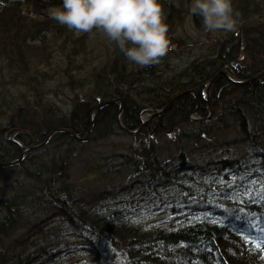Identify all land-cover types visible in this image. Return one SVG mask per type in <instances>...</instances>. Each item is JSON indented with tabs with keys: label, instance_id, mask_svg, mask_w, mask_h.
Returning a JSON list of instances; mask_svg holds the SVG:
<instances>
[{
	"label": "trees",
	"instance_id": "16d2710c",
	"mask_svg": "<svg viewBox=\"0 0 264 264\" xmlns=\"http://www.w3.org/2000/svg\"><path fill=\"white\" fill-rule=\"evenodd\" d=\"M179 2L163 0L169 28L189 13L210 41L182 66L171 47L158 64L131 66L102 29L75 34L53 19L62 0L0 2V161L56 126L84 135L94 105L116 98L86 139L54 130L0 166V264H264V73H219L210 107L204 93L221 68L238 79L264 69V0H233L238 27L222 36ZM57 46L68 51L40 68ZM42 91L65 93L64 106ZM182 91L139 131L117 126V98L132 129ZM109 135L123 138L98 150Z\"/></svg>",
	"mask_w": 264,
	"mask_h": 264
},
{
	"label": "clouds",
	"instance_id": "9594fccd",
	"mask_svg": "<svg viewBox=\"0 0 264 264\" xmlns=\"http://www.w3.org/2000/svg\"><path fill=\"white\" fill-rule=\"evenodd\" d=\"M190 12L202 17L206 32L238 27L233 0H191ZM48 13L77 33L102 29L140 66L158 64L170 47L163 0H62Z\"/></svg>",
	"mask_w": 264,
	"mask_h": 264
},
{
	"label": "rangeland",
	"instance_id": "374dc122",
	"mask_svg": "<svg viewBox=\"0 0 264 264\" xmlns=\"http://www.w3.org/2000/svg\"><path fill=\"white\" fill-rule=\"evenodd\" d=\"M175 2L179 0H174ZM191 2V0H180V4L179 6H182V8L187 7L188 3ZM189 13L184 14V19H182L183 21L179 24H177L175 27H170L169 28V35H174L176 38H180V43L174 44V42L172 44H170V47L174 49V52H169L171 55L168 57L170 58V60H176L179 62V64L182 66L184 65L187 61H189L190 58H192L195 54H202V53H206L208 52V50H210L209 47V43L210 41L208 40L207 36L194 25L193 20L189 17ZM173 28V29H172ZM230 31H224V30H217L215 32H211V34L214 35H219L222 36L224 34H227ZM75 34H79L75 31ZM96 37H93V39ZM49 43L52 45H55V43L58 42V39H56V37L50 35L49 37ZM99 42V40L101 41L100 43V47L105 46V43L103 44V38L97 39ZM59 45V43L57 44ZM57 49H55V53L56 54H52L51 57H49L48 59L42 61V65H40V68L42 69H48L50 67H52L55 63L56 59H59V57H61L63 54L66 53V51L68 50H64V47H56ZM52 58V59H51ZM126 60L129 62V64L131 66L137 65L134 62L129 61L128 58H126ZM94 63V61H93ZM92 64H88L86 66V68H90L89 70H92V68H94L93 66H91ZM236 65H243V63L239 60H237V64ZM130 66V67H131ZM227 71V70H226ZM87 86H84V88L81 89H86ZM78 89L77 91L79 92ZM29 98V97H28ZM40 98L42 99V101H47L48 103H53V105H58V106H64V98H66V94L61 92V91H57L56 94H50V92H46V94H44V91L41 92ZM30 101L27 103H32L33 99L32 97H30L29 99ZM28 101V100H27ZM147 115V112L144 113L142 115V117H145ZM123 136H118V135H109L104 139H99L96 143H97V149L98 150H102L109 148L108 143L111 140H120L122 139ZM118 142V141H116ZM75 258L78 259H86L89 258L88 255H86L85 253H80L77 254L75 256Z\"/></svg>",
	"mask_w": 264,
	"mask_h": 264
},
{
	"label": "water",
	"instance_id": "95a60500",
	"mask_svg": "<svg viewBox=\"0 0 264 264\" xmlns=\"http://www.w3.org/2000/svg\"><path fill=\"white\" fill-rule=\"evenodd\" d=\"M236 63H237V62H236L235 60H231V61H230V64H231L232 66H235ZM219 73H223L228 79H230V80H232V81H235V82H246V81H249V80H251L252 78H254V77H256V76H258V75H260V74H263V73H264V69H262V70H260V71H258V72H256V73H254V74H252L251 76H249L248 78H245V79H238V78H235V77L231 76V75L226 71L225 68H221V69H219V70L214 74V76H213L212 78L209 79L208 84H207V87H206V90H205V94H206V98H207V100H208V105H209V107H210V101H209V90H210V86H211V83L213 82V80L217 77V75H218ZM183 92H184V91L179 92V93H177L176 95H174V96H173L172 98H170V99L168 100V102H167L166 104H164L161 108H159V109H155V110H152V111H149L145 117H141V119H142V120H141V123L139 124V126H138L137 128H134V129L127 128L126 126H124V125L122 124V122H121V120H120V112H121V108H122V101H121L120 98H117V99L120 100V105H119V110H118V112H117V114H116V124H117V126H118L120 129H122V130H124V131H126V132H136V131H139L140 128H141V126H142V123H143L147 118H149L150 116H152V115H154V114H159V113H161L162 111L166 110V109H167V108L173 103V101H174L179 95H181ZM194 93H195V92H194ZM195 95H196V93H195ZM196 97H197V95H196ZM197 99H198V98H197ZM114 100H116V98H108V99H104V100L98 102L96 105H94V107H93V109H92V113H91L90 124H89V127H88V129H87V131H86V133H85L84 136H78V135H77L72 129H70V128L57 126V127L52 128V129L47 133V135L45 136L44 140H43L41 143L45 142V141L48 139V137L50 136V134H51L54 130H65V131L71 133L73 136L77 137L78 139H82V140L86 139V138L88 137V135H89L90 130H91V126H92L93 118H94L95 114L97 113V111L99 110V108L102 107L103 105L109 103V102L114 101ZM210 112H211V110H209V114H210ZM191 118H192V119H198V118H201V117L192 116ZM41 143H39V144H34V145H30V146L24 148V149L22 150L21 154H20L17 158H15V159H12V160H2V161H0V166L12 165V164H15V163L19 162L20 159L22 158V153H23L25 150L30 149V148H33V147H37V146H39Z\"/></svg>",
	"mask_w": 264,
	"mask_h": 264
},
{
	"label": "bare ground",
	"instance_id": "6f19581e",
	"mask_svg": "<svg viewBox=\"0 0 264 264\" xmlns=\"http://www.w3.org/2000/svg\"><path fill=\"white\" fill-rule=\"evenodd\" d=\"M160 108H161V107H160ZM158 109H159V108H158ZM142 114H143V113H142ZM90 118H91V117H90ZM93 119H94V118H93ZM141 120H142V119H140V123H141ZM93 122H94V120H93ZM93 122H92V126H93ZM140 123H139V124H140ZM143 123H144V122H143ZM143 123H142V124H143ZM89 124H90V120H89ZM92 126H91V128H92ZM138 126H139V125H138ZM138 126H137V127H138ZM56 127H57V126H56ZM137 127H136V128H137ZM132 129H134V128H132ZM84 135H85V134H84ZM84 135H82V136H84ZM74 137H75V136H74ZM76 138H77V137H76ZM77 139H78V138H77ZM43 140H44V139H43ZM41 142H42V141H41ZM41 142H39V143H41ZM45 142H46V141H45ZM39 143H37V144H39ZM43 143H44V142H43ZM43 143H41L39 146H41ZM31 145H34V144H31ZM28 146H30V145H27L26 147H28ZM39 146H37V147H39ZM26 147H24V148H26ZM24 148H23V149H24ZM33 148H36V147H33ZM30 149H32V148H30ZM27 150H29V149H27ZM25 151H26V150H25Z\"/></svg>",
	"mask_w": 264,
	"mask_h": 264
}]
</instances>
